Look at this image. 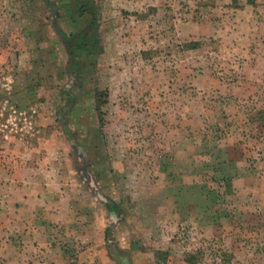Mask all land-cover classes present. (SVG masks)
I'll return each instance as SVG.
<instances>
[{
	"label": "rangeland",
	"instance_id": "rangeland-1",
	"mask_svg": "<svg viewBox=\"0 0 264 264\" xmlns=\"http://www.w3.org/2000/svg\"><path fill=\"white\" fill-rule=\"evenodd\" d=\"M0 264H264V0H0Z\"/></svg>",
	"mask_w": 264,
	"mask_h": 264
},
{
	"label": "trees",
	"instance_id": "trees-1",
	"mask_svg": "<svg viewBox=\"0 0 264 264\" xmlns=\"http://www.w3.org/2000/svg\"><path fill=\"white\" fill-rule=\"evenodd\" d=\"M93 24V23H92ZM92 27L84 28L79 33L74 35L63 34L62 39L65 41L67 48L71 52L72 56L76 54V50L79 52L87 51L89 48V35ZM104 96H107V92L98 94V99L106 101ZM106 98V97H105Z\"/></svg>",
	"mask_w": 264,
	"mask_h": 264
}]
</instances>
